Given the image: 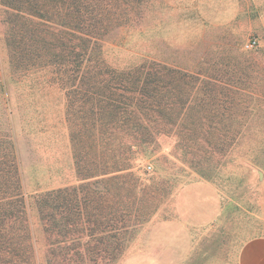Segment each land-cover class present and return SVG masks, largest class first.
I'll use <instances>...</instances> for the list:
<instances>
[{
	"label": "rangeland",
	"instance_id": "rangeland-1",
	"mask_svg": "<svg viewBox=\"0 0 264 264\" xmlns=\"http://www.w3.org/2000/svg\"><path fill=\"white\" fill-rule=\"evenodd\" d=\"M3 20L0 6L2 60ZM104 47L105 63L118 71L134 70L144 59L166 64L161 93L188 99L175 107L182 115L176 125L142 123L146 142H136L128 171L144 189L128 197L106 194L109 201L137 202L146 217L128 228L112 264H236L242 242L264 235V0H150L140 21L112 33ZM8 93L28 201L46 190L97 181L80 180L75 167L66 115H80L79 100L69 107L60 82L44 72L9 82ZM4 125L0 106V134ZM225 131L232 133L220 144L218 133ZM196 180L215 187L217 218L205 227L165 226L177 220L179 190ZM30 216L42 255L45 238L33 210ZM81 237L91 239L86 232Z\"/></svg>",
	"mask_w": 264,
	"mask_h": 264
},
{
	"label": "trees",
	"instance_id": "trees-1",
	"mask_svg": "<svg viewBox=\"0 0 264 264\" xmlns=\"http://www.w3.org/2000/svg\"><path fill=\"white\" fill-rule=\"evenodd\" d=\"M149 1L0 0L6 25V57H0L5 122L0 134V264H42L32 210L45 238V264H112L123 251L128 228L146 220L137 202L109 201L106 194L128 197L144 189L128 171L136 142H146L142 123L176 125L182 115L175 107L188 99L161 93L159 72L166 64L144 59L134 70L118 71L105 63L103 53L108 37L137 24ZM38 72L60 82L69 107L72 100L80 101V115L66 113L75 167L80 180L99 178L46 190L28 201L8 85ZM231 133H218L219 143L226 144ZM93 193H99L98 199L90 201ZM70 232L79 235L77 241L67 237ZM84 232L91 239L82 242Z\"/></svg>",
	"mask_w": 264,
	"mask_h": 264
},
{
	"label": "crops",
	"instance_id": "crops-1",
	"mask_svg": "<svg viewBox=\"0 0 264 264\" xmlns=\"http://www.w3.org/2000/svg\"><path fill=\"white\" fill-rule=\"evenodd\" d=\"M176 221L163 222L165 226L184 228L205 227L220 212V201L215 187L208 181L196 180L184 185L176 195ZM236 264H264V235L249 237L239 247Z\"/></svg>",
	"mask_w": 264,
	"mask_h": 264
},
{
	"label": "built area",
	"instance_id": "built-area-1",
	"mask_svg": "<svg viewBox=\"0 0 264 264\" xmlns=\"http://www.w3.org/2000/svg\"><path fill=\"white\" fill-rule=\"evenodd\" d=\"M253 44H254V41L248 43V44H247V47H251V46H253Z\"/></svg>",
	"mask_w": 264,
	"mask_h": 264
}]
</instances>
